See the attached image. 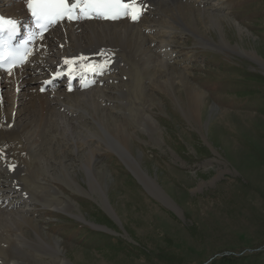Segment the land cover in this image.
I'll return each mask as SVG.
<instances>
[{
	"label": "rangeland",
	"instance_id": "rangeland-1",
	"mask_svg": "<svg viewBox=\"0 0 264 264\" xmlns=\"http://www.w3.org/2000/svg\"><path fill=\"white\" fill-rule=\"evenodd\" d=\"M180 3L192 5L171 0L145 16L176 31L164 42L158 29L146 31L156 39L151 47L160 50L157 58L172 50L175 68L143 83L145 100L122 112L118 128L61 123L66 133L56 136L59 143L53 140L59 163L45 164L44 178L25 192L31 205L23 208L33 220L29 237L42 241L28 257L31 264H209L221 254L264 257V0H208L202 7L212 15L189 17L186 28L169 18ZM63 29L43 42H57ZM52 52L58 55L59 48ZM35 66L33 61L26 70ZM6 91L11 93L2 90L1 103ZM12 103L15 109L16 98ZM67 149L73 157H64ZM16 232V246L30 245L31 238Z\"/></svg>",
	"mask_w": 264,
	"mask_h": 264
},
{
	"label": "bare ground",
	"instance_id": "bare-ground-1",
	"mask_svg": "<svg viewBox=\"0 0 264 264\" xmlns=\"http://www.w3.org/2000/svg\"><path fill=\"white\" fill-rule=\"evenodd\" d=\"M168 1L171 0H136V4L141 5L145 12L139 18L137 25H134L136 22L131 23L130 19L119 21V23L123 21L121 25H118V22L109 21H101V25L95 21H86L77 26L75 24L61 25L64 29L57 35V42L49 39L44 43L47 47L40 51L35 70H25L17 75L19 78L22 74H26L30 75V78H22L18 85V88L21 85L20 91L17 92L16 97L15 93H12L15 86L12 79L6 78L1 83V90H11V93L5 92L3 103L0 102V258L8 260V264H31L28 257L34 256V250L42 245L38 236L34 237L35 234L32 235L33 238L29 237L27 227L28 225L31 227L33 220L28 216L30 209L23 208L25 204L31 205V199L25 195V192L31 189L32 184L35 185L37 177H43L45 164L46 169H49L52 164L59 163L57 159L61 155L55 149L56 144L53 140H56V136L60 134L61 123L68 120L67 123L76 125L80 120H84L89 126L118 128L116 120L122 116V112L132 110L134 104H140L141 100H145L143 83L149 86L157 75L165 71L164 69L171 71L175 68L173 62L176 56L172 55V50L163 52V56L157 58L160 50L152 52L151 47V43L156 39L147 32L158 29L157 39L162 42L167 37L175 36L173 33L176 31L172 33V31L162 30L165 26L144 20L146 14L154 13V10H158L160 5ZM190 1L192 5L180 3L175 10L172 8V12L169 11L171 12L169 18L171 17L173 22L183 28L184 26L186 28L184 21H189V17L198 20L197 18L205 14L212 15L205 11L204 6L202 7L208 0ZM209 8H217V5L212 4ZM0 10L7 17L15 19L26 13L24 4L13 0H0ZM219 18L221 17L218 16ZM166 43L169 46L171 44L170 41ZM167 44L163 46L164 48L160 46V49H166ZM62 46H64L63 50ZM54 47L59 48L56 56L52 52ZM78 56H83L85 60H89V64L94 65L105 64L110 60L105 67L95 70L102 74L96 80L95 87L72 93L64 89L63 93L52 98L38 92L40 77L36 75H46L49 71L46 68L50 62L55 64V67L50 68L54 71L58 65L65 64V58L74 59ZM161 57L166 63H163ZM178 63L176 60V65ZM44 70H46L45 73ZM33 88L35 93L31 92ZM193 94L198 95L195 92ZM9 95H12L10 112L5 107ZM13 97L17 102L15 109H13ZM49 134H53L52 139H47ZM46 141H50L51 147L45 146ZM63 153L64 157L68 158L74 155L73 151L68 149ZM4 186L7 188L3 189ZM32 191L31 193L35 190ZM36 195L41 196V193L37 192ZM17 230L20 236L31 238L30 245L16 246V243H20ZM0 264L6 263L0 262Z\"/></svg>",
	"mask_w": 264,
	"mask_h": 264
},
{
	"label": "snow or ice",
	"instance_id": "snow-or-ice-1",
	"mask_svg": "<svg viewBox=\"0 0 264 264\" xmlns=\"http://www.w3.org/2000/svg\"><path fill=\"white\" fill-rule=\"evenodd\" d=\"M38 33L42 35L49 27L65 19L72 21L84 18L119 19L130 16L136 21L141 15L142 8L138 7L136 0H25ZM19 22L15 19L0 15V67L11 71L19 63L26 62L27 50L23 43L12 47L9 41L18 31ZM6 37V38H5ZM83 61L86 58L80 57ZM67 65H72L75 60L65 59ZM110 63V60L106 61ZM105 64H88L89 71L102 69ZM59 75V73H58ZM11 167V166H10Z\"/></svg>",
	"mask_w": 264,
	"mask_h": 264
},
{
	"label": "trees",
	"instance_id": "trees-1",
	"mask_svg": "<svg viewBox=\"0 0 264 264\" xmlns=\"http://www.w3.org/2000/svg\"><path fill=\"white\" fill-rule=\"evenodd\" d=\"M114 172L118 175H122L124 177L128 176L123 170L120 168H114ZM128 178V177H126ZM86 205V204H85ZM83 205V202L81 204ZM108 220L103 219V223H107ZM87 237L93 238L92 234H88ZM117 245H112L110 248H115ZM264 251V250H263ZM263 252H254V253H245L240 256L234 255V254H226V255H220L218 257H215L212 261H210L209 264H264V257Z\"/></svg>",
	"mask_w": 264,
	"mask_h": 264
}]
</instances>
